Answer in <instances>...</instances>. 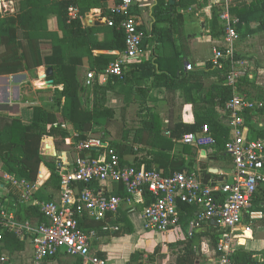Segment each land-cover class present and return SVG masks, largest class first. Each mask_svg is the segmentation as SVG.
Masks as SVG:
<instances>
[{
    "label": "crops",
    "instance_id": "obj_1",
    "mask_svg": "<svg viewBox=\"0 0 264 264\" xmlns=\"http://www.w3.org/2000/svg\"><path fill=\"white\" fill-rule=\"evenodd\" d=\"M60 1L62 0H0V19L12 17L18 19V21L21 20L22 24L19 23L17 25L18 36L23 39L24 35H28L30 39L25 41L28 45L33 42H45V44L50 45L53 49L39 51L42 58H51L57 49L63 54L65 62H69L71 58L84 55L89 52V49L92 50H90L91 53H88L90 60L84 57L88 62L83 69L84 82L86 83L88 73L95 72L98 83L109 88L107 107L115 112L114 119L94 124L93 132L88 135V137L96 134L100 135V138L108 143V145H104L105 151L100 152L101 154L97 152L96 156H105L106 158L109 149L116 147L120 151L122 159L125 160V165H139L140 168L144 169L150 167V169H155L165 176H170L180 172L178 170L189 168L191 173L199 176L204 184L213 185L211 184L214 180L213 178H210L206 183L204 172L201 168V164H208L207 171L221 177V179L216 180L218 181L216 184L230 182L234 174L231 159L223 158L217 161H210L207 150L204 156L202 155L203 150L186 146L181 141L171 139L169 135L174 124L179 122L185 124L194 123L200 117L198 116L200 114L205 117L217 116L221 119L224 126L229 127V116L224 109L215 108L213 105L206 104L205 101L199 99V96L211 93V87L219 84L218 78L208 77L197 82L196 78L188 80L187 77L189 72L204 71L207 63L211 62L214 51L218 49L217 45L222 44L219 49L223 47L224 35L216 36V32L214 36L215 28L217 26L222 27L220 21L215 23L213 19L214 8L216 7L215 2L205 1L201 4H196L189 0H133V5L130 8V18L137 23L139 29L145 35L143 53L137 62L127 65L123 76L124 79L116 78L121 79L116 83V80L111 77L106 78L103 76L101 80L99 79V73L105 68L102 70L94 68V58L110 55L115 60L122 52L109 48L112 42V27L107 23V21L116 17L112 15V10L120 5L122 0H78L79 18L83 23L84 29L87 30L90 42L87 52L86 49L81 50L73 45H60V40L65 36L59 17L58 4ZM162 3L165 7H175L178 14L182 16L176 29L171 23L157 22L154 12ZM237 6L240 9L243 7L249 9L254 6L255 11H258L261 15L264 14L263 0H238L235 2L234 7L237 9ZM237 18L240 20L239 17ZM86 19H100L102 24L106 25L95 26L92 24L86 26L84 24ZM199 23L202 26V30L199 29ZM257 24V21H252L249 24L242 23L240 25L241 39L235 47L237 56L247 64L248 76L252 80L257 75L264 74V44H261L260 41L264 35V30L258 29ZM154 28L164 32H155ZM169 42L174 44L172 53H169L165 48V44ZM3 51L4 48L0 46V54ZM200 62L202 63L200 64ZM188 65L192 66V71L186 70ZM46 69L47 67L41 66L31 71H24L14 75H0V115L19 118L25 125H29L34 118V111L28 110L27 107L34 106L43 111L57 109L58 107L55 105L51 94L62 87L53 84L52 87L41 89V86L47 81L42 77ZM32 71L36 74L35 78L31 77L30 72ZM155 72L167 73L171 77H177L176 84L171 89H167V87H152L153 77H151V74ZM4 77L8 78V82L3 79ZM35 85L41 90H37ZM26 88H30L31 91ZM40 92L42 94H38ZM241 92L253 100L258 95L255 89L246 86L242 87ZM87 101V106L91 107L92 97ZM9 107H13L14 112H19L18 116L9 113ZM156 111L160 112L159 120L162 132L161 136L155 139L158 146L163 147V152H153L148 148V142L153 137L151 131L144 128V123L149 122L150 117ZM126 115L128 117L130 115L133 116V121L130 120L131 122H128L133 127L129 126L127 129H123L122 133L117 135L116 125L121 124L119 119L124 122ZM65 126L71 134L68 138L69 141L66 142V146L69 149L65 148V150L57 152L52 138H46L43 141V156L49 160L62 161L65 166L64 170L58 168L60 177L64 172L69 173L72 171L75 154L70 144L74 141V138L78 137L75 135L76 133H74L71 125L66 123ZM259 126L264 127V117L260 118ZM189 148L192 149L194 154V151H196L195 158L189 155ZM63 153L65 156H62ZM56 154L58 157L55 159L54 155ZM171 159L180 160L184 164H174ZM57 166L59 167L58 164ZM0 168H2L1 162ZM173 170L176 171L174 172ZM211 170H217V173L211 172ZM9 176L19 178L15 174L7 173L0 180V222L4 221L3 217L13 215L20 223L39 225L34 221L18 220L19 205L26 206L27 204L21 201L20 191L11 185L8 179ZM50 179V169L42 165L38 180L33 183L36 187L33 197L34 201L45 202L49 201V198H55L50 201L59 200L61 187L58 195L59 189L48 185ZM99 187L101 189L99 194L102 193L104 195H118L117 192L121 188L120 185L109 182L107 184H94L92 190ZM139 203L140 200L135 199L132 206L123 205L118 214L108 216L101 223L90 219L87 220L88 224L102 226L99 232L96 229H91L98 234V239L93 242L91 255L103 258L110 264H137V262L142 261L141 257L140 259L135 257L137 250L151 252L157 247V243L165 242L169 245L168 247L164 245V253L166 254L167 248L169 250L173 243L178 245L179 242L190 240L188 223L201 212L197 207L193 208L197 211L196 213L194 211H184L185 213L182 214L179 226L164 233L166 234L165 240L156 238L151 249H142V245L135 244L129 252L121 250L118 246L136 232V224L139 219L135 217V214L139 213L142 219L143 209L138 207ZM260 213L263 214V218L257 219L251 224L250 216ZM124 217L128 218L129 223L125 221L116 223L114 221L117 218ZM131 224L134 227L133 231H131V228L126 232L127 229L125 230V228ZM250 224L252 232L246 233V227L250 226ZM105 226L109 228L117 227L119 230H124V232L119 236H114L111 231L105 230ZM215 232L220 234V229L218 224L213 222V224L204 225L202 229L195 233L203 235L194 244L193 250L196 254V245L198 244L213 249H208L202 257L197 254L196 262L199 260V264L219 263L216 247L212 246L210 239ZM171 233L175 235L167 239V236ZM17 236L24 240V248L15 252L14 255H9L5 250L9 258L8 264H33L32 237L25 233L20 236L17 234ZM178 246L180 251L177 256L175 258L167 256L162 259L161 264H177V258L183 252L182 246ZM231 246L234 254L237 251L253 253L257 258L258 264H264V185L260 187L255 195L251 208L245 210L242 222L233 234ZM40 264H84V262L79 258L69 256L65 251H61L55 258H48ZM146 264L154 263L149 261Z\"/></svg>",
    "mask_w": 264,
    "mask_h": 264
},
{
    "label": "built area",
    "instance_id": "obj_2",
    "mask_svg": "<svg viewBox=\"0 0 264 264\" xmlns=\"http://www.w3.org/2000/svg\"><path fill=\"white\" fill-rule=\"evenodd\" d=\"M71 5L68 9L70 21L79 17L78 8L72 3L78 0H66ZM196 4L213 1L221 8L220 21L223 24V47L214 51L211 63L214 68L228 67L226 84L233 89V98L226 104L225 112L229 116L231 138L226 145V154L233 163L234 174L230 182L224 184H204L194 173L176 172L165 176L155 169H137L133 165H122L117 152L109 149L108 156L92 157L91 152H103L104 142L100 137L89 136L85 140L72 142L75 158L72 171L61 176V192L57 201H34L36 187L24 178L9 176L11 185L20 191L21 201L36 205L46 218V223L33 225L20 223L15 216L3 217L0 225L19 236L32 237L34 263L57 256L61 251L81 259L84 264H110L107 260L91 255L93 242L98 239L95 230H85L83 221L88 219L101 223L109 215L118 214L123 205L132 206L135 199L144 203L146 195L151 203L143 208L142 222L144 229L151 232L167 233L181 223L180 203L201 210L188 223V236L202 229L204 225L216 222L220 229L216 253L219 264H233V234L241 224L245 210L251 208L253 199L260 187L264 185V139H247L248 129L238 114L245 109H262L264 100H253L239 91L240 81L248 76L247 64L237 56L235 47L240 40L237 25L240 20L232 14L236 0H189ZM133 0H122L112 10L113 16L123 17L119 28L125 33V49L102 72L105 76L123 78L127 65L137 62L143 53L144 34L137 23L130 18ZM110 27L115 20L107 21ZM192 71V66H186ZM97 78L95 72L87 74L86 86H91ZM66 128L65 125L62 126ZM77 135V134H75ZM78 136V135H77ZM69 139H66L68 142ZM181 143L205 150L216 144L209 126L205 125L196 134L185 135ZM107 150V149H106ZM101 154V153H100ZM64 164L59 168L64 170ZM97 181L109 182L124 188L125 197L119 195L97 194L89 186ZM82 184L80 189L77 185ZM34 201V202H33ZM251 224L262 219L263 214H252ZM245 232L251 233L252 226ZM105 230L116 232L117 227ZM0 234V264H8L9 258L2 244Z\"/></svg>",
    "mask_w": 264,
    "mask_h": 264
},
{
    "label": "trees",
    "instance_id": "obj_3",
    "mask_svg": "<svg viewBox=\"0 0 264 264\" xmlns=\"http://www.w3.org/2000/svg\"><path fill=\"white\" fill-rule=\"evenodd\" d=\"M72 4L77 7V3ZM70 5L71 3L66 0H62L58 4L60 10L59 17L65 33L64 38L60 40V45H73L81 50L86 49L87 52L90 43L87 30L84 29L83 23L79 17L70 21L68 16ZM220 14L221 8L216 5L213 13L215 23L219 21ZM232 14L240 18L241 23L237 25V32L239 35L241 34L240 25L242 23L249 24L252 21H257V28L264 30V14L261 15L258 11H255L254 6L249 9L246 7L240 9L238 6L236 9L234 7ZM154 16L158 23H171L175 29L180 19H182V16L178 14L175 7H165L163 3L157 7ZM113 19L116 25L112 27V42L109 48L111 50L124 51L125 33L119 28L124 18L116 16L113 17ZM19 23L22 24L21 20L18 21V19L12 17L0 19V46L4 48V51L0 54V75H14L24 71H31L41 66L47 68L52 67L54 73L50 79L54 81L55 86H61L62 88L51 94L58 108L53 111L35 110L34 118L29 125H25L19 118L0 115V162L2 163V168H0V180L4 178L5 174L11 173L17 175L19 178H24L31 183H35L38 180L41 166L45 165L51 171V179L48 185L60 189L62 179L59 175V167L57 164L63 163L58 160H49L43 156V141L46 138H52L56 150L60 152L62 147H66V139L71 136L69 130L62 127L66 125V123L71 125L74 133L78 135L77 138H74V142L76 143L88 138V135L93 132L94 124L114 119V110L107 107V95L110 90L106 86H101L97 79L93 81L91 86H86L84 82L83 69L88 64L85 58L87 57L90 60L88 53H91V49L84 55L71 58L69 62H65L63 54L57 49L51 58H42L39 51L53 48L45 44V42H33L31 45H28L25 42L30 39L28 35H24L23 39H20L18 36L17 25ZM154 30L159 33L164 32L157 28H154ZM214 32V36L216 32V36L224 35V29L220 26H217ZM113 61V56H98L94 58V68L102 70L108 67ZM227 72L228 67L217 69L212 66L211 62H208L204 71L189 72L187 77L188 80L196 78L198 80L197 82L208 77L218 78L219 84H215L211 87V93L203 94L199 96V99L205 101L206 104L209 103L213 105L215 108L225 110L226 104L233 98V89L226 84ZM151 77H153L152 87H167V89H171L176 84L175 81L177 78L171 77L167 73L157 72L152 73ZM113 79L116 80V83L121 80L116 78ZM243 86L255 89L258 93L255 100H264V74L257 75L254 80L250 79L249 76L244 77L238 85L240 92ZM90 97H92L93 102L92 106L88 107L87 100H89ZM159 113L160 112L156 111L150 117L149 122L144 123V128L149 129L153 137L151 141L148 142V148L153 152H163V147H159L155 139L161 136L162 132ZM202 115L203 114L198 115L200 117L191 124L182 122L174 124L169 132L171 139L180 142L185 135L192 133L196 134L203 126L207 125L216 139V144L214 146L205 149L208 152V159L210 161H217L223 158L230 159L226 154V145L231 138V129L224 126L221 119L217 116L212 115L205 117ZM238 116L243 119L244 126L248 128L247 139L249 141L264 139V127L259 126L260 118L264 117V108L245 109L241 111ZM103 142L104 145H108L106 141ZM112 148L117 152L122 165H125V160L122 159L120 151H118L116 147ZM194 152L195 154L192 152V149L189 148L188 153L193 158L196 157V151ZM96 154L97 151L91 152L92 157H97ZM171 161L174 164H184L182 161L180 162V160L171 159ZM133 166L140 169L139 165ZM208 167V164H201L205 177L204 180L207 183L210 178H213L214 180L211 184L214 185L218 182L216 180L221 179V177L220 175L209 173L207 171ZM147 170H151L150 167H148ZM173 171L175 172L176 170ZM178 171L191 173L189 168ZM94 184H98V182H92L89 187L92 189ZM77 187L82 189L84 185L79 184ZM99 190H101L100 187L94 189L97 194H99ZM117 194L121 197L126 196L122 186ZM151 200V197L146 195L144 203H139L138 207L143 209L151 203ZM179 208L181 217L182 214L185 213L184 211L197 212L193 209L194 207L181 203ZM17 218L20 221H34L37 224H43L47 221L38 206L28 204L26 206L19 205ZM114 221H116V223L122 221L129 223L127 217L117 218ZM83 228L85 230L96 229L99 232L102 226L98 224H88L86 220L83 221ZM0 234L3 238L2 244L4 249L9 255H14L15 252L23 250L24 240L20 239L17 234L3 228L1 225ZM121 234L122 230L112 232L114 236H119ZM219 235L218 232L211 235L210 239L212 246H217ZM202 237V234H194L189 241L178 243V245L182 246L183 252L182 255L177 258V264L196 263L198 255L194 252L193 247L195 242ZM51 259H53V257ZM232 263L258 264V261L253 253L237 251L232 257Z\"/></svg>",
    "mask_w": 264,
    "mask_h": 264
},
{
    "label": "rangeland",
    "instance_id": "obj_4",
    "mask_svg": "<svg viewBox=\"0 0 264 264\" xmlns=\"http://www.w3.org/2000/svg\"><path fill=\"white\" fill-rule=\"evenodd\" d=\"M134 5H135V3H134ZM219 21H220V19H219ZM222 27H223V24H222ZM199 29L202 30V26L200 25V23H199ZM262 38L260 39V41H261V44H264V35H263ZM240 39H241V37H240ZM221 45L222 44L217 45L218 49L221 47ZM165 48L167 49V51L169 53H172L173 50H174V44H172L171 42H169V43L165 44ZM201 63L202 62H200V64ZM30 73H31V77L32 78H35V76H36L35 72L32 71ZM35 87H36L37 90H41V89H43V88L46 87V84H43L41 86V89H39L36 85H35ZM26 89L28 91H31L30 88H26ZM38 94H42V92H40ZM12 108L13 107H11V108L9 107L8 108L9 113L13 114L14 116H18V113L19 112H14V109H12ZM27 109L28 110L29 109L30 110H33L34 111V114H35V110H38V108L37 107H34V106H29V107H27ZM131 113H133V112H131ZM133 119L134 118H133L132 115H130L129 117L126 115V118H125L124 122L119 119V122H121V124H117L116 125V133H117V135H120L122 133V130L123 129H127L129 126L130 127H133L131 125V123L130 124L128 123L130 120L133 121ZM95 136L100 137V135H97V134ZM65 148L69 149V147H67V146L66 147H62L61 151L62 150H65ZM62 156H65V154L63 153ZM57 157H58V155H54V158L55 159ZM59 191H60V189L57 192L58 195H59ZM57 194H55V195H57ZM49 199L50 200H53L55 198H49ZM135 217L139 219L138 222H137V224H136V232H135V234L133 236H131L129 238H126L123 241V243H121L120 246H118L121 250H126V251L129 252L131 249H133V245H135V244H137V245L140 244V245L143 246L142 249H148L149 250V249H151V247L155 243L156 238L157 239L159 238V239H164L165 240L166 234L160 233V232L146 231L144 229V225H143V222H142V219H141V215L139 213H136L135 214ZM131 228H132L131 231H133V228L134 227L132 226V224L131 225H128V227L125 228V230L127 229L126 232L128 231V229H131ZM123 232H124V230H122V233ZM174 235H175L174 233L169 234V236H167V239H169L170 237H172ZM157 242H158V240H157ZM164 245L167 246V247L169 246L168 243L160 242V243H157L156 244L157 247L155 246L156 248L154 247L155 249H153L151 252H147V251H143V250H137V252L135 254V257H138L139 259L141 257V260H142L140 262H137V264H146V262H149V261H151L154 264H161V261H162L163 258H165L167 256L174 257L175 258L177 256L178 252L180 251L179 246L176 243H173L169 250L167 248V253L165 254L164 253L165 252ZM208 249L209 250H213L210 247H207V246H204V245L202 246L201 244L196 245V252L201 257L205 254V252L208 251ZM211 264H219V263L218 262H212Z\"/></svg>",
    "mask_w": 264,
    "mask_h": 264
},
{
    "label": "water",
    "instance_id": "obj_5",
    "mask_svg": "<svg viewBox=\"0 0 264 264\" xmlns=\"http://www.w3.org/2000/svg\"><path fill=\"white\" fill-rule=\"evenodd\" d=\"M84 24L86 26H89V25H92V24L95 25V26L106 25V24H102V22H101L100 19H97V20H94V19H86L84 21ZM53 73H54L53 68L52 67H49V68H47L45 70V74H43V76H42L45 80H47L46 83H45L47 88L52 87L53 84H54V81L50 79L53 76ZM3 79L8 82V78L4 77ZM206 153H207L206 150H203L202 151V155L205 156ZM211 172L217 173V170H211ZM196 264H199V260H197Z\"/></svg>",
    "mask_w": 264,
    "mask_h": 264
}]
</instances>
